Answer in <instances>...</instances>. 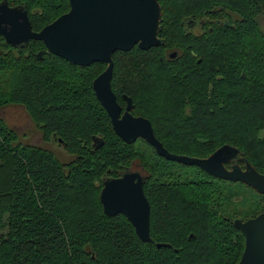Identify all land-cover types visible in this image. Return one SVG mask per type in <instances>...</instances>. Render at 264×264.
<instances>
[{"label":"trees","instance_id":"trees-1","mask_svg":"<svg viewBox=\"0 0 264 264\" xmlns=\"http://www.w3.org/2000/svg\"><path fill=\"white\" fill-rule=\"evenodd\" d=\"M158 1L164 44L112 55L119 104L131 97L132 113L149 119L172 153L206 157L230 144L264 166V0ZM7 2L25 6L35 31L69 9V0ZM189 19L205 32L187 34ZM45 50L39 40L11 46L0 36V108H23L40 138L33 144L0 116V264H190L194 246L209 249V240L225 256L214 264L237 263L244 236L233 220L242 215L218 207L243 200L233 182L169 161L143 139L124 143L92 89L105 63L80 66ZM145 91L151 100L141 102ZM53 142L70 159L47 147ZM133 166L148 176L150 242L99 201L103 179Z\"/></svg>","mask_w":264,"mask_h":264},{"label":"water","instance_id":"water-1","mask_svg":"<svg viewBox=\"0 0 264 264\" xmlns=\"http://www.w3.org/2000/svg\"><path fill=\"white\" fill-rule=\"evenodd\" d=\"M161 7L158 0H69V9L40 30L32 29L25 6H11L0 1V36L11 46H23L30 40H39L47 54L57 55L70 63L87 66L105 63V68L92 81L94 94L110 118L113 131L124 143L141 138L149 143L159 156L232 181H240L264 192V175L248 162L246 169L224 162L239 156V149L224 144L206 157H194L168 151L155 136L151 121L133 115V103L124 95L126 105L117 100L111 86L115 51H127L137 45L141 49L164 44L159 37ZM41 54V53H40ZM94 146L103 140L93 136ZM99 201L107 216L124 215L133 225L137 236L146 242L150 236V205L143 189L139 172L125 171L118 177L102 181ZM233 224L244 236V247L236 264H264V212L253 218H235ZM165 243H156L157 247Z\"/></svg>","mask_w":264,"mask_h":264},{"label":"rangeland","instance_id":"rangeland-1","mask_svg":"<svg viewBox=\"0 0 264 264\" xmlns=\"http://www.w3.org/2000/svg\"><path fill=\"white\" fill-rule=\"evenodd\" d=\"M163 1H164L163 6L165 3H168V0H163ZM261 24L264 27V20H261ZM156 69H162V67H156ZM151 93H152L151 91L143 92V95L140 97L141 98L140 101L144 102L143 99H144V96H146V95H147V99L151 100L149 98V95H151ZM0 116L3 117V119L5 120V122L8 125H10L11 127L16 129L19 136H22V134L25 133L24 134L25 139L29 140L33 144L40 143L39 134L37 132H34V131H36L34 129L35 127L27 118V115H26L25 111L23 110V108L18 107V106H6L5 108H0ZM20 138H22V137H20ZM25 139H24V141H25ZM137 145L141 146L142 145L141 141H138L136 146ZM47 147L52 149L58 155H60L62 161H67L68 159H70V156H68V154L63 150V148L61 146H58L56 142L48 144ZM186 170L187 169L184 170L182 168L181 170H179V172L180 171H186ZM193 172L196 174H199L196 170H193ZM181 175H183V174H181ZM189 175H192V174H188L187 172H185L183 177L185 178V176H189ZM231 185L233 187H235L234 190L237 192V195L239 197H242L243 200L236 204V206L238 208L236 206H233L232 208L228 207L227 209H223L224 208L223 206H221V207L218 206L219 210H222V212H224L226 214H230L232 216H234V214H237V211H238L242 215L240 218L245 219L248 216V214L251 213L250 209H247L245 207V200L248 199V197H249L248 196L249 194H248L247 189H246L247 187L245 185H242V184H239L236 182H233ZM207 193H208V190H207ZM236 209H237V211H236ZM189 235H191L189 238H195L198 235V232H194L193 230H191V233ZM197 238H198V236H197ZM206 244L210 250L207 249V247H205V244L203 242H200L194 246L193 258H192V254H190V256H189V258L193 259L192 260L193 262L191 261L192 263L190 262V264H214L215 262H218L220 260H224L225 256L220 255L219 251L214 252L212 250V248H211L212 245H210V240ZM206 251H208V252L211 251V253H209L206 256V254H205Z\"/></svg>","mask_w":264,"mask_h":264},{"label":"flooded vegetation","instance_id":"flooded-vegetation-1","mask_svg":"<svg viewBox=\"0 0 264 264\" xmlns=\"http://www.w3.org/2000/svg\"><path fill=\"white\" fill-rule=\"evenodd\" d=\"M211 29V28H209ZM184 30L186 31L187 34H192V33H196L198 34L197 32H205V27H204V23L202 20H187V24L186 26L184 27ZM197 31V32H196ZM169 57H174L176 55V51H172L170 53H168ZM197 62H200V58L197 59ZM124 95L127 96L126 94H121V97H122V104L120 103V105L122 106V111L126 105V101L124 99ZM129 97V96H128ZM131 98V97H130ZM132 100V98H131ZM132 103H133V100H132ZM133 108H134V104H133ZM132 108V109H133ZM132 109H131V113H132ZM133 114V113H132ZM134 115V114H133ZM262 132L264 133V129L262 130ZM138 139H141V138H138ZM136 139V140H138ZM135 140V141H136ZM94 141V140H93ZM134 141V142H135ZM133 142V143H134ZM149 144V143H148ZM150 145V144H149ZM224 145V144H223ZM230 145V144H229ZM222 146V145H221ZM233 146V145H232ZM152 147V146H151ZM235 147V146H234ZM153 148V147H152ZM219 148V147H218ZM239 149V148H238ZM154 150V148H153ZM155 151V150H154ZM156 152V151H155ZM239 156L235 157V158H232L230 159V161L228 162H224V166L225 168L227 169H230L231 166L235 163L237 164L241 169H246V162H248L259 174H262L264 175V166H258V167H255L250 161H248L242 154L241 150L239 149ZM162 157V156H161ZM164 158V157H163ZM166 159V158H165ZM168 160V159H167ZM169 161H172V160H169ZM175 162V161H174ZM178 163V162H177ZM180 164V163H179ZM127 170H131V171H134V172H139L140 175L143 177V185L145 183V180H146V177H148L145 172L140 169L139 167L137 166H133ZM125 170V171H127ZM123 171V173L125 172ZM121 173V174H123ZM207 173V172H206ZM209 174V173H208ZM211 175V174H209ZM213 176V175H211ZM214 179H216V181H219L220 180H224L226 182H240V181H232V180H227V179H223V178H218L216 176H213ZM104 180V179H103ZM243 183V182H241ZM247 188V192H248V199L245 200V207L247 209H250L251 213L248 214V216L245 218V219H242V220H246V219H249V218H253L255 216H257L258 214L264 212V192H260V191H257L256 189H254L252 186L248 185V184H245L243 183ZM150 186H152L151 184H149ZM152 189V187H151ZM226 219V217H224Z\"/></svg>","mask_w":264,"mask_h":264}]
</instances>
